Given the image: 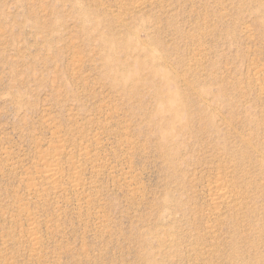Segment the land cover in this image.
<instances>
[{"label": "rangeland", "instance_id": "obj_1", "mask_svg": "<svg viewBox=\"0 0 264 264\" xmlns=\"http://www.w3.org/2000/svg\"><path fill=\"white\" fill-rule=\"evenodd\" d=\"M0 264H264V0H0Z\"/></svg>", "mask_w": 264, "mask_h": 264}, {"label": "bare ground", "instance_id": "obj_2", "mask_svg": "<svg viewBox=\"0 0 264 264\" xmlns=\"http://www.w3.org/2000/svg\"><path fill=\"white\" fill-rule=\"evenodd\" d=\"M54 162H56V159L46 161V165H48V166L46 167V170H45V177H47L51 180H55L56 177L57 178L59 177V170H58L57 166H55ZM216 188L218 189L219 187L216 186ZM220 189H221V192L215 193L216 198L222 197V196L224 198H227V191L224 190L223 187H220Z\"/></svg>", "mask_w": 264, "mask_h": 264}]
</instances>
